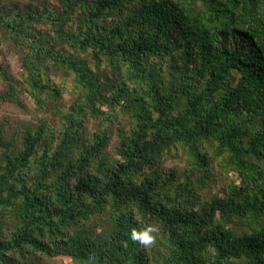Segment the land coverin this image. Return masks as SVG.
I'll use <instances>...</instances> for the list:
<instances>
[{"label":"trees","instance_id":"trees-1","mask_svg":"<svg viewBox=\"0 0 264 264\" xmlns=\"http://www.w3.org/2000/svg\"><path fill=\"white\" fill-rule=\"evenodd\" d=\"M0 83V264H264V0H0Z\"/></svg>","mask_w":264,"mask_h":264},{"label":"rangeland","instance_id":"rangeland-1","mask_svg":"<svg viewBox=\"0 0 264 264\" xmlns=\"http://www.w3.org/2000/svg\"><path fill=\"white\" fill-rule=\"evenodd\" d=\"M8 52V51H7ZM10 52L8 53V57L9 58H12L10 55ZM13 61H11L10 63H12ZM12 70L14 73H18L16 68L13 66L12 67ZM0 88H2V84L0 83ZM62 98H63V101L64 103L70 101V95L68 93H66V91L63 92L62 94ZM50 108V106H48ZM42 117V118H51L52 116L48 114L47 111H44L43 113H41L39 115V117ZM2 118H5L7 121L9 122H15L16 120H19V121H23V122H32L34 123L35 120H36V115L34 113V108L31 107V105H29L28 107V113H24L22 111H18L16 108H13V107H10V106H0V119L2 120ZM92 130L94 128V125L93 124H90ZM116 139L113 137L111 139V144L110 145H113L115 143ZM114 153V151L111 149L108 150V154L112 155ZM56 263L55 264H71V262L68 260V259H56L55 261Z\"/></svg>","mask_w":264,"mask_h":264},{"label":"clouds","instance_id":"clouds-1","mask_svg":"<svg viewBox=\"0 0 264 264\" xmlns=\"http://www.w3.org/2000/svg\"><path fill=\"white\" fill-rule=\"evenodd\" d=\"M156 231L154 227L149 226L146 229H142L140 231H133L131 234V238L134 241H139L143 245H148L153 242V236L151 233Z\"/></svg>","mask_w":264,"mask_h":264}]
</instances>
